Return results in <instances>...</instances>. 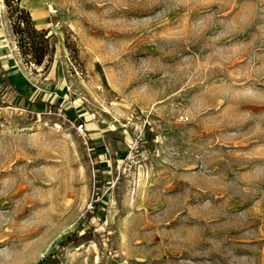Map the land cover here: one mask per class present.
Returning a JSON list of instances; mask_svg holds the SVG:
<instances>
[{
	"label": "rangeland",
	"instance_id": "374dc122",
	"mask_svg": "<svg viewBox=\"0 0 264 264\" xmlns=\"http://www.w3.org/2000/svg\"><path fill=\"white\" fill-rule=\"evenodd\" d=\"M0 47V264H264V0H0Z\"/></svg>",
	"mask_w": 264,
	"mask_h": 264
},
{
	"label": "crops",
	"instance_id": "0c3cea01",
	"mask_svg": "<svg viewBox=\"0 0 264 264\" xmlns=\"http://www.w3.org/2000/svg\"><path fill=\"white\" fill-rule=\"evenodd\" d=\"M37 19V17H36ZM41 20V19H40ZM3 52V47H0V69H9V66L12 65L8 57L12 58V55L6 54ZM7 55V56H6ZM14 60L16 61V54L14 53ZM14 61V67L17 66V63ZM11 68V67H10ZM14 89L16 90L17 96L24 97L26 100L31 101L30 97L35 94L34 91L29 89V81L24 74H20L18 70H14V82L12 83ZM32 99V98H31Z\"/></svg>",
	"mask_w": 264,
	"mask_h": 264
},
{
	"label": "trees",
	"instance_id": "16d2710c",
	"mask_svg": "<svg viewBox=\"0 0 264 264\" xmlns=\"http://www.w3.org/2000/svg\"><path fill=\"white\" fill-rule=\"evenodd\" d=\"M76 239V235L72 234L69 237H67L63 242L60 243V248H62L67 243H72ZM59 259L54 256V253H52L49 256H46L44 259L39 261L37 264H59Z\"/></svg>",
	"mask_w": 264,
	"mask_h": 264
},
{
	"label": "built area",
	"instance_id": "2783aa9c",
	"mask_svg": "<svg viewBox=\"0 0 264 264\" xmlns=\"http://www.w3.org/2000/svg\"><path fill=\"white\" fill-rule=\"evenodd\" d=\"M84 129V125L80 124L76 127V131H78L79 133H82ZM136 152H138V148H136Z\"/></svg>",
	"mask_w": 264,
	"mask_h": 264
}]
</instances>
